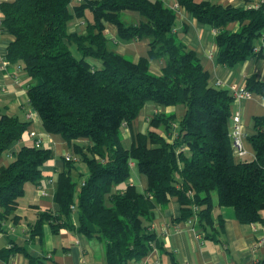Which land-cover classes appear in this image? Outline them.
I'll return each mask as SVG.
<instances>
[{
  "label": "trees",
  "instance_id": "obj_1",
  "mask_svg": "<svg viewBox=\"0 0 264 264\" xmlns=\"http://www.w3.org/2000/svg\"><path fill=\"white\" fill-rule=\"evenodd\" d=\"M176 2L214 30L217 64L233 69L260 53L253 50L264 34V1L247 8ZM0 11L2 29L13 37L4 59L26 72L29 107L44 132L71 144L87 169L80 179L72 174L76 163L62 160L53 194L58 211L36 209L30 237L41 235L45 224L53 234L65 228L103 243L104 264H131L157 244L148 223L172 198L180 206L176 220L193 217L204 239H214L213 192L220 207L233 209L236 221L264 226V115L253 117L254 133L247 136L253 158L235 162L228 128L235 97L211 85L196 53L181 42L175 9L161 0H12L1 3ZM125 11L139 14L140 22L126 23ZM75 20L82 31L70 29ZM105 23L116 27L121 42L145 40L146 56L134 63L116 52ZM231 23L238 24L236 31L227 29ZM154 60L163 62L160 75L149 71ZM242 90L264 98V80L249 77ZM149 103L181 107L183 114H154L147 130L126 147L121 128L131 126ZM28 125L0 111V159ZM52 158L49 148L22 144L0 167V232L5 224L18 223L26 186L42 182L40 168ZM131 162L147 179L143 193L125 184ZM16 252H23L28 264H44L15 245L0 257ZM256 264H264V257Z\"/></svg>",
  "mask_w": 264,
  "mask_h": 264
},
{
  "label": "crops",
  "instance_id": "obj_2",
  "mask_svg": "<svg viewBox=\"0 0 264 264\" xmlns=\"http://www.w3.org/2000/svg\"><path fill=\"white\" fill-rule=\"evenodd\" d=\"M165 6L176 10V33L181 42L193 50L200 59L204 70L209 75V82L214 87L228 89L230 94L242 89L244 82L249 77L256 80H264V44H259L257 56L250 57L242 63L228 69L216 63L217 46L214 42V30L208 25L198 23L184 8L177 5L176 0H161ZM196 3L211 2L223 6L247 8L255 6L264 0H194ZM6 3L5 0H0ZM123 19L128 24H138L141 20L139 14L125 11ZM2 14L0 11V21ZM75 20L70 24L73 31H82V23ZM105 35L112 41L113 49L121 55L129 54L131 61L136 63L147 54V42L131 41L121 42L116 36V27L105 23ZM230 31L238 29L237 23L227 26ZM13 41V37L4 29L0 22V111L5 115L17 117L21 121L29 123L21 140L14 143L8 151L9 156L3 155L0 159V167H4L11 160L22 144H33L40 140V145L49 148L53 158L42 166V182L37 186H26L24 197L16 210L20 217L17 224L7 223L4 231L0 232V251L10 245L25 248L30 257L42 260L44 264H104V244L95 240L86 239L83 235L62 228L53 234L50 226L45 224L41 235L30 237V226L36 220L35 210H49L52 213L58 211L53 201L58 175L62 171L64 155L72 153L71 144L65 142L59 135L44 132L41 121L35 111L29 105L26 90L30 80L24 70H17L14 65L4 67V55L7 46ZM163 62L154 60L149 64V71L154 75H160ZM31 113V118L26 115ZM156 113L176 114L181 116V107H156L151 103L146 104L131 126L121 128V136L126 147H129L138 133H144L149 125L150 118ZM231 116L228 121L231 132L232 118L236 115L240 118L241 129L244 132V154H234L235 162H246L253 158V149L247 140V136L254 133L253 117L264 115V98L259 95H251L247 99L233 101L230 107ZM87 142L85 140L75 141ZM81 167L76 163L72 174H81L86 178V166ZM134 168V171H131ZM81 173H76V171ZM49 180L51 182H49ZM125 184L133 185L136 190L143 193L147 188V179L140 174L134 164L130 163V176ZM122 184L119 188L125 186ZM39 187V189H38ZM78 189V188H77ZM42 192L45 193L42 194ZM212 220L215 229V238L204 239L202 230L196 228L195 220H176L180 216V206L176 198L170 199L164 207L154 210V218L148 223L155 234L157 244L140 261L131 264H256L264 257V226L261 224H241L236 221L234 211L231 208L220 207L217 196L212 195ZM73 209V207H72ZM264 218V214L262 215ZM74 225L76 219L74 217ZM0 264H28L23 252H16L3 260Z\"/></svg>",
  "mask_w": 264,
  "mask_h": 264
},
{
  "label": "built area",
  "instance_id": "obj_3",
  "mask_svg": "<svg viewBox=\"0 0 264 264\" xmlns=\"http://www.w3.org/2000/svg\"><path fill=\"white\" fill-rule=\"evenodd\" d=\"M5 1L10 2L12 0H5ZM81 1L82 0H74V3H80ZM261 2H263V1H261ZM261 2L259 1V3H261ZM261 42H262V44H264V34L261 38ZM257 51H258V49L254 48L253 52L255 53ZM5 65H7L6 61L4 63H2L1 67H4ZM15 67L17 70H21L20 66L17 65ZM233 96L235 97V100H240V99H247V98L251 97V94L243 91L242 89H239L238 91H235L233 93ZM26 117H27V119H30L31 113L27 114ZM231 128L232 129L230 132V139H231L232 149H233V152L235 155L240 156V155L244 154V149L242 146L243 138H244V132L241 129L240 118L238 115H236L232 118V127ZM35 145L40 146V140H36ZM64 161H66V162L71 161L73 163H78V157L72 153H67L64 155ZM49 182H51V181L49 180ZM81 184L83 185V182ZM38 189H39V187H38ZM42 194L45 195L44 192H42Z\"/></svg>",
  "mask_w": 264,
  "mask_h": 264
},
{
  "label": "rangeland",
  "instance_id": "obj_4",
  "mask_svg": "<svg viewBox=\"0 0 264 264\" xmlns=\"http://www.w3.org/2000/svg\"><path fill=\"white\" fill-rule=\"evenodd\" d=\"M111 43H112V41L109 42V45L112 47ZM125 57H127L128 59L131 58V56H130L129 54H126ZM130 60H131V59H130ZM152 105H153V104H152ZM155 106L158 107V108H160V109H162L161 106H158V105H155ZM123 143H124V140H123ZM124 145H125V144H124ZM125 146H126V145H125ZM80 165H81V167H84V166H83L84 164L80 163ZM131 171H134V168H131ZM76 173H81V172L78 170V171H76ZM74 175H76V174H74ZM80 179H82V177H81ZM212 195H216V192H213ZM263 214H264V210L261 211V215H263Z\"/></svg>",
  "mask_w": 264,
  "mask_h": 264
}]
</instances>
